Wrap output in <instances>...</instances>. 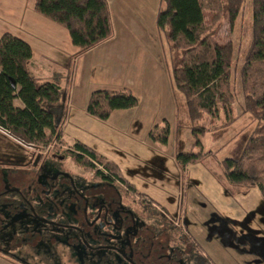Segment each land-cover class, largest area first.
I'll return each mask as SVG.
<instances>
[{
    "label": "rangeland",
    "instance_id": "374dc122",
    "mask_svg": "<svg viewBox=\"0 0 264 264\" xmlns=\"http://www.w3.org/2000/svg\"><path fill=\"white\" fill-rule=\"evenodd\" d=\"M22 1L25 9L28 10L31 6L33 7L36 0ZM158 1L112 0L115 28L116 26L124 28L129 24L143 29L147 42H142L144 45L141 46L140 44L139 48H147L149 50L153 48L160 50L162 48L165 58L158 73L151 76H143L144 78L131 75L130 78L133 80L132 84L134 86L132 92L139 100L141 110L139 112H131L128 114V117H136V113H138L140 119H136L133 125H131V134H134L131 137L135 139L127 138L123 146L116 145L117 148L112 151L116 159L112 160L120 168L122 178L132 185L136 191L160 203L163 200L167 203L171 196L169 188L180 184L181 187L190 186L189 189H183V195L181 194L183 201L184 199L186 200L184 196L187 197L188 208L190 204L196 206V202L202 199L206 201L205 203L210 201L223 209L229 210V213H225L226 218L224 220L219 219L222 213L220 212V215H218L215 212L219 211V209L214 208L215 212L206 210L201 216L189 214L188 220L186 217H181L183 220H178L176 214L179 212V206L177 203L173 212L170 215L167 213L173 220L177 219L174 220V226L178 231L172 235V244L181 245L179 239H182L192 249L200 250L201 252L202 250L198 244L204 248V251L206 249L204 244H208L212 246V250L215 252L214 256L216 260L210 256L213 259L212 264H264V221H253L251 219L253 216L249 215L252 211L253 213H260L264 208L263 202L260 200L259 203H256V196L252 193L254 198L249 196L248 203H246L245 199L243 203H237L234 200L226 198L224 193H221V196L216 190V188H219L223 191V188L221 189L222 186L226 190L234 192H246L249 190L248 187H237L234 190L232 188L236 187L225 184L221 166L227 159L237 160L242 156L248 140L254 134L257 127V122L253 116L250 113L244 112L245 97L240 74L251 45L253 0H246L234 25L230 24L229 17L225 13L215 21L219 17V14H217L219 9L205 10V25L210 29L214 41L220 45L229 43L233 45L234 56L231 75L235 100L232 105L233 114L229 117L234 119L232 123L228 122L222 105L219 106V116L217 118L205 116L203 123L207 125L210 132L202 139V149L193 148L192 124L188 116L186 100L177 91L173 83V56L171 55L167 41L156 32L155 24ZM160 38L162 42H159ZM119 40H121L120 36ZM107 48L108 46L101 48L97 52L100 53V58L105 55V51L108 53ZM139 48H135L136 51L130 56L131 59H135V57L141 54ZM69 71L68 84L72 88L76 87L75 95L78 98L75 106L77 110L75 111V108L71 110L70 108L69 114L74 115L76 112L82 116V112L84 111L82 104L86 100H89L92 93L96 91H121L127 88L125 80L126 78L128 79V74V77H124L125 75L119 76L120 78L114 76L101 61H97L96 59L90 60L86 56L80 58L77 64L72 62ZM144 81L151 84V89L146 88V83H142ZM145 120L147 122L150 120L157 122L156 120H159L162 122V124L160 123L161 126H165V122L167 121L171 123L172 135L170 146L165 148L161 144L158 145V148L154 151L150 150L152 154L150 157L145 152H142L140 147L145 149V151L148 148L137 142L141 130L145 126ZM97 123L100 122L97 121ZM100 125L102 124H97V127H100ZM86 132L90 133L88 127L78 129L74 124H71L66 130L67 138L69 139L67 140L68 144L63 140L62 143L58 142L44 151L28 149L14 140H9V138L0 133V190L6 188L22 191L32 204H41L45 207L41 216L48 220L47 222L44 220L31 222V219L22 216L23 213L14 215L12 211H9V215L7 212L2 211L0 217V264H104L106 262H103L101 258L103 255L108 256V261L111 258L113 264H121V260L124 261L123 263H127L126 257L122 253L109 252L108 254L107 251V254H103L104 250H89V253L83 254L84 247L81 244L83 245L89 240L90 230H92L85 228L83 225L84 223L85 226L86 224L90 226L94 224V219L91 218L94 210L88 207L82 210L75 208L69 211L67 209L66 212V205H62L61 202L56 204V202L53 203L48 199L42 198V194L45 192L44 188H37L38 183L50 179L53 167L57 170L69 171L75 184L78 181H80L79 183L89 184L99 183L100 179L95 178L93 172L85 173L76 167L65 154L67 151L74 149L75 143L71 142L70 139H77L78 135H86ZM77 141L81 142V139ZM89 141L91 142L90 147L93 150H97V148L104 150L103 148L106 146L105 143H100L99 140L93 138L90 134ZM146 144L147 142H145ZM109 145L112 146V149L115 142H111ZM111 149H108L107 152L111 153ZM157 150H166V153L160 154ZM190 151H194L195 153L200 152L208 156L205 157L203 162L190 165L189 170L182 172L176 162V156L181 152ZM37 156H41V163L36 170L32 171V166ZM106 157L110 158L107 153ZM98 169L104 171L103 168ZM51 187L49 185V189ZM122 191H124L122 192L124 196H122L124 200L123 206H128L139 218L144 219L146 216L139 205V200L134 197V192L127 189ZM104 192L107 193L108 197H113L117 194L113 190ZM118 192L117 196H120L121 190ZM156 192H160L162 197L156 195ZM176 193L177 197H179V192L176 191ZM8 199L17 200L18 202L23 201L19 194H16V196L10 195ZM149 200L151 201V199ZM236 204L238 206H235ZM56 208H60L62 212H57ZM210 212L211 214H215L209 217L208 213ZM79 218L82 219L81 222L78 220ZM124 220L128 221L129 219L125 216L121 224H123ZM169 221V219L167 221L164 219L163 221L152 220L155 227L152 226L157 231H161L164 228L169 230L170 224H165V222L168 223ZM62 223L72 228L67 229L58 226L62 225ZM256 226H259L257 231L263 230L260 233L261 237L260 235L256 236L255 232H257L256 229L258 228ZM134 227L135 223L131 226L130 232L127 231L128 233L126 230L118 227L120 230H123L119 231V233L121 232L125 235L127 237L126 240L130 242ZM84 228L87 232L86 235L82 232ZM119 233L113 234L112 239H109L110 243H120L118 241L120 238L116 237ZM167 239L168 237L163 236L161 242L164 243ZM77 240L80 244L76 245V247L79 248L70 244ZM197 240H199V243ZM223 249H227L230 252L226 253ZM95 255H97L96 258Z\"/></svg>",
    "mask_w": 264,
    "mask_h": 264
},
{
    "label": "trees",
    "instance_id": "16d2710c",
    "mask_svg": "<svg viewBox=\"0 0 264 264\" xmlns=\"http://www.w3.org/2000/svg\"><path fill=\"white\" fill-rule=\"evenodd\" d=\"M159 1L155 27L159 36L167 41L173 56V83L186 100L192 124L193 148L202 149V139L210 132L203 123L205 116L217 118L219 106L222 105L228 122L232 123L234 119L229 117L233 114L235 100L231 75L233 45H220L214 41L210 29L205 25V10L219 9V17L215 21L225 13L230 24L234 25L246 0ZM34 9L40 16L66 29L72 46L81 53L113 37L108 0H37ZM252 23L251 45L240 74L245 97L244 112L253 116L257 127L242 156L237 160H225L221 168L225 184L258 188L264 200V0H253ZM32 58V48L25 40L10 33L0 38V128L18 142L44 151L63 142L67 105L57 85H38L34 80L28 68ZM16 99L23 102V109L15 107ZM138 106L139 100L131 89L101 90L92 93L87 113L106 122L115 112L133 110ZM165 124L151 131L152 142L163 146L168 144L171 127L168 122ZM65 154L85 173L93 172L95 178L100 179L99 184L121 190V193L125 189L134 192L140 198L146 216L143 228L153 229L152 220L163 221L162 213L154 209L152 201L122 178L116 164L108 162L80 141ZM206 156L194 151L181 152L177 154L176 162L185 169L203 162ZM169 230L172 235L178 231L176 227Z\"/></svg>",
    "mask_w": 264,
    "mask_h": 264
},
{
    "label": "crops",
    "instance_id": "0c3cea01",
    "mask_svg": "<svg viewBox=\"0 0 264 264\" xmlns=\"http://www.w3.org/2000/svg\"><path fill=\"white\" fill-rule=\"evenodd\" d=\"M36 1L34 2L33 7L31 6L30 9L26 10L22 0H0V38L5 34L10 33V34H13L14 36H17L25 40L27 43L30 44L32 48V52H33V58L29 62L28 68H29L30 74L32 75L34 80L38 83V85H42L45 83H54L60 88L62 93L67 88L68 93L67 95H64V101L66 102V105H67V119L63 125V133H64L63 140L65 141V143L68 144L67 140H69L66 134V130L69 125L74 124L76 127H78V129L88 127V130L90 133L86 132V135H83V134L78 135L77 139L71 138L70 141L73 143H76L78 139L79 140L81 139V142L84 145H86L87 147H90L91 142L89 141V134L92 135V137L99 140L100 143L106 144L105 148H103L104 150H106L105 152L104 150H100L98 148L97 150L94 149V151L98 155L107 159L108 162L115 164V162L112 159H116V156L113 154L112 151L113 149L117 148L116 145L123 146L124 143L127 141L126 140L127 138L135 139L134 137H131V135L134 136V134H131L132 133L131 125H133L136 119L138 118L140 119V116L138 113H136V117L130 118L128 117V114H130L131 112H135V111L139 112V110L141 109L138 106L137 108L133 110L117 111L111 116V118L108 121L102 122L88 115L87 106L90 100L89 98V100H86V102L82 104V108L84 110L82 112L83 114L82 116L77 114L76 112L74 115L69 114L70 108L71 110L73 108H75V111L77 110L76 109L77 107L75 106L78 101L77 100L78 98L75 95L76 87L72 88V86L71 85L69 86L68 84L69 76H70L69 75L70 65L72 64V62H74V64H77V61L80 58H84V56H86V58H89L90 60L96 59L97 61H101V63H103L104 66L109 68V72L111 74H114V76L119 77V76L125 75L124 77H128L127 76L128 74L129 77L128 79L126 78L125 80V86L128 89L132 90L134 86L132 84L133 80L130 78L131 75L133 74L137 77L144 78L143 76H151L153 74L158 73L160 71L159 69L161 67V64L164 63V60H165L164 53H163L164 50L162 48L160 50H158L157 48L156 49L153 48L152 50H149L147 48L140 49L139 48L140 44L141 46L144 45L143 43H146L147 40L145 39V33L143 29L137 26L135 27V25L132 26L128 24L124 28H120L117 26L115 28V24L113 21L112 0H108L110 9L112 12V23H113V29H114L113 37L110 40L103 43L102 45L88 52L81 53L78 51V49L72 46L69 33L66 29L49 21L48 19L40 16L39 14L35 12L34 7H35ZM158 2L159 3H158V8H157L158 9L157 13L160 8V1ZM157 13H156V18H157ZM156 32L158 33L157 30ZM119 36L121 37V40H119ZM159 42H162L161 38ZM106 46H108L107 48L108 53H106L105 51V55H103L100 58L99 56L100 53H97V52H99L101 48H106ZM135 48H139V50L141 51V54L138 57H135V59H131L130 56H132V53L136 51ZM142 83H146V88L151 89V84L149 82L144 81ZM14 105L16 108H21V109L24 108V104L20 99H16L14 101ZM96 120L100 123H97ZM151 120L148 122L146 120L144 121L145 126L142 128L140 136L138 137V140H137L138 143H141V145L148 148V150L145 151V149L140 147L142 149V152H145L147 155H149V157L152 156L150 150L154 151L156 148H158L157 146L160 145V144H156L152 142V140L150 139V133L153 129H155L157 126H161L162 124V122H160L159 120H156L157 122H152L153 120L152 121ZM164 121H167V120H164ZM167 122L171 126V123L169 121ZM97 124H102V125H100V127H97ZM92 131L94 132L93 134H92ZM93 142L95 141L93 140ZM111 142H115V145L113 146L112 149H111L112 146L109 145L111 144ZM145 142H147L146 145H145ZM170 142H171V136H170V140L168 144L164 147L165 148L169 147ZM108 149H111L110 150L111 153L107 152ZM157 151L160 154L166 153V150H162V151L157 150ZM106 153L108 154L110 158L106 157ZM189 167L190 166H188L185 169H182L180 167L179 169L182 170V172H186L187 170H189ZM66 173H67L66 175H69V176L71 174L69 171ZM96 184H99V183H96ZM189 187H190L189 185H186V187H181L180 184L176 185L175 187L171 186L169 188L171 191V196H170L171 198L169 197V200L167 203H165L164 200L162 201V203H160L159 201L153 198H150L147 195L145 196L148 200L151 199L153 205H156L159 209H163V211H165L166 213H169V215L171 212H173L174 207L178 203L179 212L176 214L178 220L179 219L183 220L184 217H186V219L188 220L189 214H196V215L201 216L202 214H204V211L206 210L214 211L213 208L219 209V211L217 212L214 211L218 215H220V212L222 213V215L219 216L220 217L219 219L224 220L226 218L225 215L229 213V210L223 209L219 207L218 205H216L215 203L210 202V201L205 203L206 201L201 199L200 201L196 202L197 203L195 204L196 206L190 204L188 208L187 207V197L184 196L186 200L184 199L183 201L181 194L183 195V189L184 190L185 188L189 189ZM222 188H223V191H221L219 188H216L218 194L224 193L226 198L234 200L237 203H243L244 199L246 203H248L249 196H252V193H254V196H256V203H259L261 200V202H263V205H264V200L258 188H252V189L247 190L246 192H234L232 190H230L232 191L230 192L228 189L226 190L225 187L222 186L221 189ZM232 189L235 190L237 189V187L232 188ZM176 191L179 192V197H177ZM156 195H160V192H156ZM183 205H185L184 208H183ZM199 205H202V206H199ZM235 206H238V205L236 204ZM215 213H212V214H215ZM208 214H209V217L210 215H212L211 212ZM249 215L253 216V218H251L253 219V221H257V220L259 222L264 221V208L262 209L260 213H253L252 211L249 213ZM181 217L183 218L181 219ZM256 227H258L256 229L257 231L259 229V226H256ZM261 232H263V230L255 232L256 236L260 235ZM197 241L199 243V240ZM200 243H202V241H200ZM198 246L201 248L203 256L205 257L207 262L209 264H212L213 259L216 260L214 256L215 252L214 250H212V246L208 244H204V246L207 249V250L205 249L206 252L204 251V248L200 246V244H198ZM223 251L226 253L230 252L227 249H223ZM210 256L213 259H211Z\"/></svg>",
    "mask_w": 264,
    "mask_h": 264
},
{
    "label": "flooded vegetation",
    "instance_id": "af4514ba",
    "mask_svg": "<svg viewBox=\"0 0 264 264\" xmlns=\"http://www.w3.org/2000/svg\"><path fill=\"white\" fill-rule=\"evenodd\" d=\"M40 160L41 156H37L35 162L33 163L32 171L38 168L41 163ZM51 173L50 179L45 182L38 183L37 188L41 189L43 187L45 191L42 194V198L48 199L53 203L56 202V204L61 202L62 205H66V212L67 209L69 211L75 208L82 210L88 207L94 210L92 212L93 215H91V218L94 219V224L91 226L86 224L85 226L84 223L83 225L87 229H92L90 230L89 240H87L85 244H81V246L84 247L83 254L89 253V250H104L103 254H107V251L108 254L109 252L122 253L125 255L127 263H123L124 261L121 260V264H209L200 250H193L190 246L185 244L182 239H179L181 245L175 243L172 244V234L170 233V230L161 232L160 230L157 231L155 228H143L145 226L143 223L144 220L139 218L135 212L128 208V206H123V193H121L120 196H117L119 192L113 187L101 184L79 183L80 181H78L76 185L73 182L71 175H66L67 173L62 169L57 170L54 167ZM49 185L52 186L51 189H49ZM110 190L115 191L117 194L113 197H108L107 193L104 191ZM16 194H19L23 201L18 202L17 200L8 199L10 195L16 196ZM136 198L139 200V205L141 206L140 198ZM153 207L165 216L163 217L164 219L170 220L168 223L165 222L166 224H170L168 228L175 227L174 220L177 219L173 220V218L168 216L163 209H159L156 205H153ZM4 208L7 210H3ZM141 209L143 210L142 207ZM43 210H45L43 205L32 204V202L20 190L6 188L0 190V217L2 211L7 212L8 214L9 211H12V214L14 215H20L23 213L22 216L25 218L28 217L32 220L31 222L43 220L47 222L48 220L41 216ZM55 210L57 212H62L60 208H56ZM125 216H127L129 220H124L123 224H121L122 219ZM78 220L81 222L82 219L79 218ZM134 223L135 227L134 230H132V238L129 242L126 240L127 237L121 232L119 233V231L126 230V232H130L131 226L134 225ZM58 226L67 229L72 228L64 223ZM118 227L123 230H120ZM85 228L82 232L86 235L87 232ZM115 233H119L116 236L120 238V240H118L120 243L118 244H112L110 243L111 241H109ZM163 236L168 237L167 241L164 243L161 242V238ZM186 236L188 237L187 234ZM70 244L76 247V245H79L80 243L77 240L71 242ZM96 257L97 255H95V258ZM101 258L103 262H106L104 264H113L111 258L110 261H108V256L103 255Z\"/></svg>",
    "mask_w": 264,
    "mask_h": 264
},
{
    "label": "built area",
    "instance_id": "2783aa9c",
    "mask_svg": "<svg viewBox=\"0 0 264 264\" xmlns=\"http://www.w3.org/2000/svg\"><path fill=\"white\" fill-rule=\"evenodd\" d=\"M63 93H64V95H67V93H68L67 88L65 89V91H64ZM0 133L3 134L4 136H6V137H8V138H10V139H12V140H14L15 142H17V143L20 144L21 146H24V147H26V148H28V149H35V150H36V148H34V147H32V146H26V145H24V144L18 142L17 140L13 139L8 133H6V132H5L3 129H1V128H0Z\"/></svg>",
    "mask_w": 264,
    "mask_h": 264
}]
</instances>
